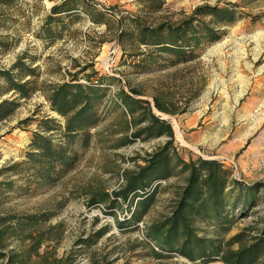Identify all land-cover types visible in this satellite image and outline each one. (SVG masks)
<instances>
[{"label":"rangeland","instance_id":"1","mask_svg":"<svg viewBox=\"0 0 264 264\" xmlns=\"http://www.w3.org/2000/svg\"><path fill=\"white\" fill-rule=\"evenodd\" d=\"M73 1L82 4L81 0ZM89 2L84 8L105 13L101 23L80 13L66 19L60 31L58 26L48 27L45 35L56 40L47 42L38 38L37 32L42 33L54 2L0 0V71L9 72L19 58L28 56L22 60L20 71L0 74V103L7 100L0 108V216L49 215L35 227L45 238L38 255L29 251L31 240L18 237L7 238L4 251L6 255L20 252L19 264H200L177 254L157 256L146 235L147 226L171 211L183 177L162 181L154 205L137 223L119 224L131 216L128 203L111 209L114 214L104 204L89 205L93 193L118 189L123 183L122 172L144 164L143 158L168 139L165 135L137 138L118 146L125 127L119 110L107 114L92 131L98 134V143L84 148L78 142L80 156L75 169L63 173L54 183L31 181L23 166L16 172L9 166L25 159L40 119L50 116L64 122L51 110L46 98L48 87L76 73L85 82V76L96 71L119 78L111 93L133 88L152 109L158 101L166 110L160 112L170 117L165 119L164 114L153 112L174 128L175 122L185 141L197 148L183 145L176 130L173 144L184 158L218 159L233 170L236 178L247 183L264 182V41L257 34L264 33V0ZM203 5L229 7L241 17L219 24L214 16L196 13ZM191 18L184 39L192 38L196 29L199 45L181 57L194 59L175 64L171 50L141 44L142 39L166 40L170 37L168 27ZM161 25L167 28L154 33L147 30ZM207 25L221 35L216 42L206 34ZM140 54L155 58H151L156 66L151 73H138L134 63L142 57ZM104 58L108 59L107 67ZM24 65L34 72L26 76ZM11 77L26 82L27 97L10 90ZM5 114L9 115L3 117ZM59 259L60 263L54 262ZM0 264H10L8 256Z\"/></svg>","mask_w":264,"mask_h":264},{"label":"trees","instance_id":"2","mask_svg":"<svg viewBox=\"0 0 264 264\" xmlns=\"http://www.w3.org/2000/svg\"><path fill=\"white\" fill-rule=\"evenodd\" d=\"M49 1L54 4L50 8L48 20L43 24L42 33L37 32L38 38L47 42L56 40L55 36L45 35L50 30L48 27L58 26L60 31L66 19L81 16L84 12L92 21L101 23L105 14L93 7L91 10L88 9L91 7L84 8L86 3H91L89 0H81L82 4H74L73 0ZM196 13L214 16L219 24L235 22L241 17L229 7L209 5L198 7ZM192 22L193 18L179 26L167 28L161 25L147 29L154 33L167 28L170 37L158 41L142 39L141 44L149 48L171 50L175 54V64L194 59L181 57L186 50L195 49L199 45L200 38L196 36V29L192 38L184 39L189 30L186 24ZM206 27V34L212 35V42L221 38L214 27ZM193 39H197V42ZM140 56L137 63H134L138 73L156 68L155 64H151L155 58L149 54ZM27 57L19 58L10 71H20L19 66ZM24 67L29 72H26V76L34 72L33 68ZM9 72L3 70L0 74L7 76ZM10 81V90L20 94L21 98L29 95L24 90L26 82H18L13 77ZM114 81L118 83L119 78L94 71L85 76V82L80 81L76 73L68 80L50 85L46 98L51 110L60 115L64 122L50 116L40 119L25 159L12 162L9 168L16 172L23 166L22 171L28 173L31 181L54 183L63 173L75 169L80 156L76 150L78 142L84 148L93 142L98 143V134L92 131L107 114L119 110L125 120V127L124 133L118 138V146L131 144L137 138L149 139L165 135L168 139L157 151L143 158L144 164L125 169L122 172L123 183L118 189L93 193L89 205L104 204L114 214L111 209L128 203L127 211L131 216L124 220L125 223L119 221V224L137 223L154 205L162 187L161 182L183 177V183L176 187L171 211L146 227L147 238L153 243L156 255L171 257L177 254L191 262L199 261L200 264L215 261L224 264H264V182H244L236 178L233 170L218 159H205L201 156L184 158L173 144L175 135L172 125L153 112L148 100L138 98L140 93L137 90L132 88L128 92L120 88L111 93ZM155 107L166 112L158 101ZM48 217L46 212L0 216V260L8 256L10 264H19L17 256L20 252L6 255L4 251L9 237L31 240L29 251L38 255V249L45 238L35 227ZM245 220L248 222L234 232ZM54 262L60 263L61 260Z\"/></svg>","mask_w":264,"mask_h":264},{"label":"bare ground","instance_id":"3","mask_svg":"<svg viewBox=\"0 0 264 264\" xmlns=\"http://www.w3.org/2000/svg\"><path fill=\"white\" fill-rule=\"evenodd\" d=\"M257 34H259L260 39H261L262 41H264V33H263V32H260V33H257ZM260 39H259V40H260ZM103 64H104V67H107V66H108V59H107V58H104ZM164 116H166V114H164ZM166 117H167V116H166ZM174 125H175V128H176V130H177V137H178V139L181 141V143H182L183 145H185V146H190V145L187 143V141H185V139L183 138V135H182L181 131L179 130V128H178V126H177V124H176L175 122H174ZM190 147H192L194 150L197 151V148H196L195 146H190Z\"/></svg>","mask_w":264,"mask_h":264},{"label":"water","instance_id":"4","mask_svg":"<svg viewBox=\"0 0 264 264\" xmlns=\"http://www.w3.org/2000/svg\"><path fill=\"white\" fill-rule=\"evenodd\" d=\"M153 111L156 112L157 114H162V115L165 114V113L160 112L159 110H157V109L154 108V107H153ZM166 116H169V117H170V115H168V114H167ZM166 116L163 115V117H164L165 119L168 118V117H166ZM172 128H173L174 132L176 133V129H175L173 126H172ZM203 157H205V156H203Z\"/></svg>","mask_w":264,"mask_h":264},{"label":"crops","instance_id":"5","mask_svg":"<svg viewBox=\"0 0 264 264\" xmlns=\"http://www.w3.org/2000/svg\"><path fill=\"white\" fill-rule=\"evenodd\" d=\"M7 11V10H6ZM138 61V60H137ZM156 69V68H155ZM153 70H149V71H146V72H143V74H148V73H151Z\"/></svg>","mask_w":264,"mask_h":264}]
</instances>
